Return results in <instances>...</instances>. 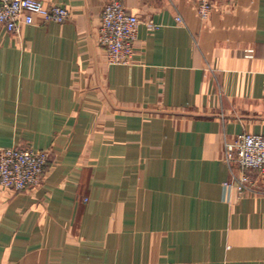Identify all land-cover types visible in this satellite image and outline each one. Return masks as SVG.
<instances>
[{
    "label": "crops",
    "instance_id": "0c3cea01",
    "mask_svg": "<svg viewBox=\"0 0 264 264\" xmlns=\"http://www.w3.org/2000/svg\"><path fill=\"white\" fill-rule=\"evenodd\" d=\"M110 1L0 28V148L50 152L40 186L0 184V264H264V182L239 193L225 154L264 132V0H120L131 64L97 40Z\"/></svg>",
    "mask_w": 264,
    "mask_h": 264
},
{
    "label": "built area",
    "instance_id": "2783aa9c",
    "mask_svg": "<svg viewBox=\"0 0 264 264\" xmlns=\"http://www.w3.org/2000/svg\"><path fill=\"white\" fill-rule=\"evenodd\" d=\"M216 0H197L198 13L208 19ZM71 10L67 5L46 6L43 0H0V28L17 33L24 24L41 22H65ZM178 21H182L180 16ZM141 18L130 12L120 0L107 2L101 12L97 40L104 48L109 64H131L136 53ZM149 31L160 27L150 19L145 22ZM226 160L231 167V184L239 193L258 192L264 182V132H242L225 142ZM50 152L31 146L0 148V184L18 192L40 186ZM255 171V174L251 172Z\"/></svg>",
    "mask_w": 264,
    "mask_h": 264
}]
</instances>
